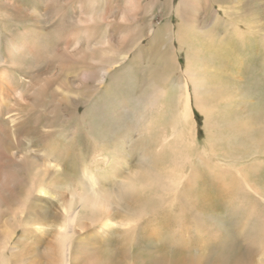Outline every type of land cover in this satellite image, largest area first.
<instances>
[{
  "label": "rangeland",
  "instance_id": "rangeland-1",
  "mask_svg": "<svg viewBox=\"0 0 264 264\" xmlns=\"http://www.w3.org/2000/svg\"><path fill=\"white\" fill-rule=\"evenodd\" d=\"M175 1L168 9L164 0H0V231L11 236L5 244L0 233V264H61L59 227L71 200L91 192L114 201L118 182L151 163L177 172L168 149L177 137L171 119L181 109L182 67L210 90L196 96L200 110L188 95L192 120L182 136L192 141L195 156L179 176L194 165L213 174L189 184L193 191L204 187L191 205L200 211V200H212L205 198L216 192L212 180L234 179L242 193L252 186L248 201L258 213L239 219L249 228L241 232L221 221L220 210L200 221L223 237L209 262L234 260L237 248L252 239L250 226L264 223V0H241L254 37L239 47L234 34L211 33L216 6L210 5L232 10L233 4L212 0L205 11L206 0H195L202 11L187 31L174 25ZM175 29L183 50L167 38ZM174 199L172 192H149L130 199L133 205L122 212L114 206L116 224L108 234L99 223L79 220L71 240L77 264H109L121 242L128 246L123 263L172 264L171 245L190 233L139 242L118 231L150 220L151 231L166 234L171 226L158 225L150 213ZM18 215L32 218L20 224L32 232L17 228ZM222 216L231 221L228 212Z\"/></svg>",
  "mask_w": 264,
  "mask_h": 264
},
{
  "label": "bare ground",
  "instance_id": "bare-ground-1",
  "mask_svg": "<svg viewBox=\"0 0 264 264\" xmlns=\"http://www.w3.org/2000/svg\"><path fill=\"white\" fill-rule=\"evenodd\" d=\"M164 1L166 2L167 8L170 9L171 0ZM211 1L212 0H206L207 10L205 11H210V7L211 9H214L216 6L215 18L212 19L213 26L211 30V33H213L215 37L218 36V31L220 30H224V32H226L225 34H229L230 36L234 34L239 42L238 46L236 47H239L240 45L244 44V40L246 38L253 39L254 32L247 30V21L250 20H248L246 15L244 19L243 6L241 4V0H224L227 3L233 4L232 10L227 9L226 7H223L218 3L211 4L209 7V3ZM173 6H175V9H173L175 10V14L178 18V21L174 25H177V28L179 30L184 29L189 31L190 28H192L191 25L196 21L197 15L202 11L199 8V5L196 3L195 0H176ZM201 23V25H204L203 22ZM171 35L173 39L177 42V45H179L180 48L183 50V43L177 40L178 30L175 29L174 35L170 34L169 32V37L167 36L172 45ZM23 44L24 43L21 44V47L23 46ZM262 46L264 47V44H262ZM11 50L14 51L15 48L12 47ZM187 55L189 57H192L190 53H187ZM230 60L232 62L234 61V58H230ZM184 63L186 65L187 60H185ZM181 70L185 79L183 92L177 97L178 102L181 104V109L177 110L171 119L173 129L172 134L174 136L176 134L177 137L171 147L168 149L170 153L168 159L173 164H177L178 173H170L168 171L167 165H164V170H161L159 168H156L154 163H151L142 173L136 175L130 172L129 175L125 176L121 182H118V193L116 194L114 201L103 200L97 197L95 193L91 192H84L82 195L77 196L75 197V199L71 200L68 205L63 209V223L59 227L61 229L63 228V232L60 231V233L61 239L65 243L61 252V264H77L75 256L73 255L71 249V240L73 235L76 233L77 224L79 220L87 219L90 221V223H99V228H101V231H103V233L105 234H108L113 231V225L116 224V221L113 219L111 212L113 207L117 206L121 209L122 212L124 209H126L127 206L133 205L132 202L134 201H129L130 199L139 197L142 198L149 192H172L175 194L174 200L176 201H173L175 203L170 202L168 204H165L166 209L163 211L162 208L161 210H155V212L150 213V218H152V216L155 217V220L158 225H170L171 227L169 232H167L166 234H164V232H160L158 234L155 231H151V228L149 227V225L151 224L150 220H146L145 224L142 223L139 226L133 227V225H130L128 227L120 229L118 232L125 236H131L132 234H134L135 236H137L139 242H143L145 240L152 241L154 238H161L165 235L168 236L171 234L178 235L182 233V237H184L186 232L190 233L187 236L188 238H185L181 241H175V243L171 245L170 251L172 254V264H213L212 262H209V253H211L210 251L215 247V245L221 244L223 237L220 236L216 227L213 224H209L206 226L200 221L213 220L217 215H219L221 221H225V224L226 221L233 224L236 229L241 232L244 231L247 225L246 223L240 224L239 219H241V217L244 215H258V213L256 212V206L250 205L248 201L249 198H252V186L250 184H247L244 187L245 192L242 193L240 192L241 187L237 186V180L234 179H225L226 183H223L222 181L219 182L218 180H212L210 186H214L216 192H214L213 195L210 196L211 191L209 190V195H204L205 198H212V200H209L208 202H202L203 200H200L198 206L200 208V211H195L193 207L195 202L194 192L198 191V194L204 192V187L199 184V186L194 188L195 190L193 191L192 189H190L191 187H189V184L193 182V180L194 182L198 180L202 181V179L205 180L204 177L206 175H209V177H213V174H211V172H209V174L203 172L200 170L202 168L198 167L199 165L197 166V168L196 165H194L190 168L187 173H184V177L179 176V173L183 174V166L195 156V154L192 153L190 149L193 144L192 141L190 140V138L187 137V135L182 136V134L184 133L186 128H189V126H187V122H190L192 120L188 107L189 93H191L192 97L195 98V101L197 103L196 106L199 108L198 105L201 106V101H199L196 96H205L207 95V93L209 94L210 90L208 87L206 88L207 81L205 79L200 76L191 77L188 70L184 69L183 67L181 68ZM112 158H115L114 154H112ZM195 159L205 160L204 155L199 154H196ZM183 179L184 181H182ZM181 181L183 182L182 186H176ZM90 185L91 187H93L94 185L91 180ZM32 187L33 184L28 189H31ZM172 206L178 207L175 210H171L170 208ZM241 207L244 208L242 209ZM202 210H204L203 213ZM219 210L223 211V214H225V212H228L230 214L231 221H229L227 218H225L224 220L222 213L221 215L220 213H216L217 215L214 214L215 211L220 212ZM260 211H262V208H260ZM212 212L213 214H211ZM260 214L264 215V211ZM30 219L32 218L23 219L19 215L13 217L14 222H17V228H19L20 230H24L27 234L29 232H32L33 229L21 226L20 224L22 222L28 224ZM263 226L264 223L258 225L255 223L252 224L250 226L251 232H253L252 239L246 240L245 243L243 242L241 247L237 248V255H235L236 258L232 261L229 260L230 258L222 259L221 263L217 264H264V230L260 232ZM7 230L8 229H2L0 231V233L4 237L2 241L5 244L11 243V236L9 234V231ZM259 232L260 234L258 235ZM122 243L123 242L118 244L116 241L115 243H112L118 245H116L117 247L115 248L114 259L111 263L109 262V264H136L134 260L123 263V261L125 260L123 258L126 257V251H128V246L126 248L124 246V243L122 247ZM129 246L133 248L136 247L134 244ZM112 247H114V245ZM254 258H256V260Z\"/></svg>",
  "mask_w": 264,
  "mask_h": 264
}]
</instances>
